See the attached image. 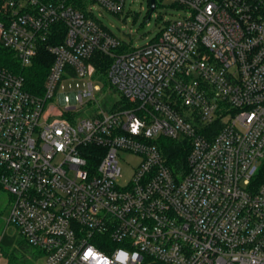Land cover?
Returning a JSON list of instances; mask_svg holds the SVG:
<instances>
[{
	"label": "built area",
	"instance_id": "2783aa9c",
	"mask_svg": "<svg viewBox=\"0 0 264 264\" xmlns=\"http://www.w3.org/2000/svg\"><path fill=\"white\" fill-rule=\"evenodd\" d=\"M75 1L0 0L24 67L65 28L42 96L0 67L8 225L37 264H264V0H162L189 16L122 52L95 13L126 0ZM166 140L189 149L183 168Z\"/></svg>",
	"mask_w": 264,
	"mask_h": 264
},
{
	"label": "trees",
	"instance_id": "16d2710c",
	"mask_svg": "<svg viewBox=\"0 0 264 264\" xmlns=\"http://www.w3.org/2000/svg\"><path fill=\"white\" fill-rule=\"evenodd\" d=\"M53 1V0H44ZM77 8L84 11L87 6L86 0H76ZM150 14V13H149ZM65 40V28L63 25H56L52 33L49 35L45 43L39 44L37 56L33 59L32 64L29 66H22L16 54L5 48L0 43V67L8 70L12 74L20 76L24 79L25 89L36 96H42L44 93V84L50 68L53 64V57L47 51V45H61ZM126 46L121 47L119 52L125 51ZM112 60L110 57L97 54L95 56V66L97 72L101 78H104L107 69L109 68ZM169 151L168 156H171L170 164L175 169H181L185 165L186 157L189 153L188 148L172 142L165 141ZM264 176H262V179ZM19 236L4 235L0 244V247L6 250L4 253L8 259V264H29L28 260H24L25 257L31 256L33 259L36 255V251L32 248L25 238L18 233Z\"/></svg>",
	"mask_w": 264,
	"mask_h": 264
},
{
	"label": "rangeland",
	"instance_id": "374dc122",
	"mask_svg": "<svg viewBox=\"0 0 264 264\" xmlns=\"http://www.w3.org/2000/svg\"><path fill=\"white\" fill-rule=\"evenodd\" d=\"M157 8L149 17V0H126L122 13L116 15L104 12L101 16L96 12L100 25L108 32L119 38L123 46L140 48L156 40L164 26V22L176 20L189 16L186 10L178 9L170 2L156 0ZM114 98H118L115 95ZM139 159L131 154L122 155L120 166L123 171L124 180L131 175V166L138 163ZM11 209V195L0 190V235L8 232V235L15 231L13 226H7V218ZM6 229V230H5ZM30 264H37L36 260L28 256Z\"/></svg>",
	"mask_w": 264,
	"mask_h": 264
},
{
	"label": "crops",
	"instance_id": "0c3cea01",
	"mask_svg": "<svg viewBox=\"0 0 264 264\" xmlns=\"http://www.w3.org/2000/svg\"><path fill=\"white\" fill-rule=\"evenodd\" d=\"M7 220H8V218H7ZM7 220H6V222H7ZM7 226H9L8 225V222H7V224H6ZM6 230V229H5ZM8 235V232H5L4 231V233L3 234H1L0 235V244H1V241H2V238H3V236L4 235ZM10 236H15V237H17V236H19L18 235V232L15 230V231H13L11 234H10ZM6 252V250L5 249H3L2 250V248L0 247V264H8V259H7V257L5 256V253ZM29 256V255H28ZM29 257H31V256H29ZM24 260H28V257H25V259ZM29 264H30V262H28Z\"/></svg>",
	"mask_w": 264,
	"mask_h": 264
},
{
	"label": "water",
	"instance_id": "95a60500",
	"mask_svg": "<svg viewBox=\"0 0 264 264\" xmlns=\"http://www.w3.org/2000/svg\"><path fill=\"white\" fill-rule=\"evenodd\" d=\"M149 2H150V14H149L148 18H150L152 16L153 12L157 8L156 0H149Z\"/></svg>",
	"mask_w": 264,
	"mask_h": 264
}]
</instances>
